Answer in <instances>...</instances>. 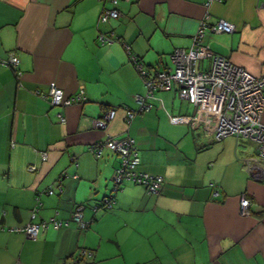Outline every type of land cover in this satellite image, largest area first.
<instances>
[{"label": "crops", "instance_id": "1", "mask_svg": "<svg viewBox=\"0 0 264 264\" xmlns=\"http://www.w3.org/2000/svg\"><path fill=\"white\" fill-rule=\"evenodd\" d=\"M205 1L117 0L119 16L101 22L107 0H0V264H264V173L248 169L256 143L215 140L214 117L180 98L175 82L141 110L136 100L146 87L133 59L149 75L171 70V52L191 46L205 16L234 30H205L210 53L199 70L218 54L264 74V0ZM10 53L16 67L1 63ZM49 85L66 95L81 87L85 100L51 104ZM113 108L105 127L92 125ZM125 109L134 111L129 120ZM126 135L136 168L163 177L159 192L130 181L112 191L119 155L105 149L96 158L89 147ZM112 192L110 208L92 210ZM78 204L86 229L71 218ZM50 217L67 224L35 239L14 230Z\"/></svg>", "mask_w": 264, "mask_h": 264}, {"label": "built area", "instance_id": "2", "mask_svg": "<svg viewBox=\"0 0 264 264\" xmlns=\"http://www.w3.org/2000/svg\"><path fill=\"white\" fill-rule=\"evenodd\" d=\"M110 6H104L99 14V21L105 22L110 18H117L120 14L116 8L117 0H107ZM212 0H206L208 6ZM205 30L213 32H227L234 30L231 23L216 19L210 23L207 16L201 19L198 29L193 36L191 46L188 49L175 48L170 58L173 64L171 70L157 71L149 75L141 64L136 63V67L145 83V96H136L139 103V110L144 108L146 97L153 96V91L157 89H167L172 82L177 85L180 98L192 103L195 107H201L206 113L211 114L214 121L213 138L219 140L226 135L245 137L256 143L255 156L248 166L249 171L256 176L264 173V123L262 112L264 108V74L255 76L244 68L234 65L221 55L215 54L212 57L210 68L199 70L197 61L209 52L207 45L203 43ZM99 40L103 43L111 41V38L100 34ZM4 65L16 67L19 59L10 53L7 59L1 60ZM20 74V71H16ZM51 104L68 106L72 103H81L85 100L83 88H79L76 93L66 95L64 91L55 86L49 85L44 94ZM126 110V109H125ZM116 109H109L101 117L92 120V125L96 128H103L115 115ZM134 111L126 110V117L129 120ZM174 123H182L184 117L170 116ZM60 121L64 118L60 116ZM89 149L96 158H99L103 151L109 150L117 153L120 158L118 166L114 170L112 177L115 192L120 185L126 181L142 185L148 193L160 191L163 177L138 170L139 157L132 137L126 135L120 138L108 137L105 140L91 144ZM59 191L61 187L58 188ZM52 188L47 189V193L52 192ZM113 192L104 195L101 202L91 206L93 211L99 208H110L114 202ZM216 193V191H214ZM241 214H248L250 207L249 198L242 194L239 202ZM83 204H78L72 211L71 218L78 223L80 229H86L88 224L82 219ZM38 208L31 210L30 218L36 216ZM67 221L50 217L40 221H30L22 226H17L14 230L22 231L28 238L35 239L40 229L48 226L59 228L66 225Z\"/></svg>", "mask_w": 264, "mask_h": 264}, {"label": "rangeland", "instance_id": "3", "mask_svg": "<svg viewBox=\"0 0 264 264\" xmlns=\"http://www.w3.org/2000/svg\"><path fill=\"white\" fill-rule=\"evenodd\" d=\"M171 59V58H170ZM171 63H172V61H171ZM173 65V64H172ZM176 99H179V97L178 96H176ZM179 101V100H178ZM240 202V201H239ZM239 207H240V205H239Z\"/></svg>", "mask_w": 264, "mask_h": 264}, {"label": "trees", "instance_id": "4", "mask_svg": "<svg viewBox=\"0 0 264 264\" xmlns=\"http://www.w3.org/2000/svg\"><path fill=\"white\" fill-rule=\"evenodd\" d=\"M99 202H101V199H100V201ZM104 209H107V208H104Z\"/></svg>", "mask_w": 264, "mask_h": 264}]
</instances>
